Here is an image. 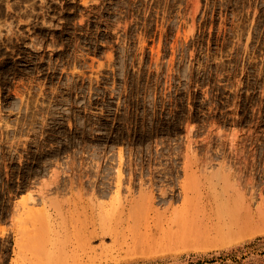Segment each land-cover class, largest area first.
Wrapping results in <instances>:
<instances>
[{"label": "rangeland", "instance_id": "374dc122", "mask_svg": "<svg viewBox=\"0 0 264 264\" xmlns=\"http://www.w3.org/2000/svg\"><path fill=\"white\" fill-rule=\"evenodd\" d=\"M0 264H264V0H0Z\"/></svg>", "mask_w": 264, "mask_h": 264}]
</instances>
